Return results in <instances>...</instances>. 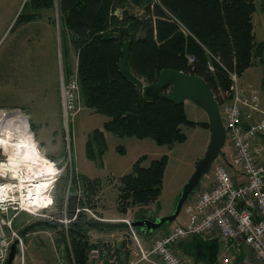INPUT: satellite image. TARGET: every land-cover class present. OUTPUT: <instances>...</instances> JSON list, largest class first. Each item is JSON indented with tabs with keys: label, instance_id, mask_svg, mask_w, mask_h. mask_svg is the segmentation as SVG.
<instances>
[{
	"label": "trees",
	"instance_id": "obj_1",
	"mask_svg": "<svg viewBox=\"0 0 264 264\" xmlns=\"http://www.w3.org/2000/svg\"><path fill=\"white\" fill-rule=\"evenodd\" d=\"M56 5L63 54L65 51L71 61L65 38L68 33L70 46L77 55L83 104L108 117L86 145L88 158L98 163L103 162L107 149V131L118 136L151 138L159 145L172 147L187 139L184 126L210 129L209 121L189 119L185 102L164 97L147 100L143 96L138 83L119 68L127 42L129 70L144 84L155 82L164 68L199 75L213 89L220 107L225 101V91L231 86L229 72L243 75L264 52V42L257 41L255 35V0H28L16 24L36 20L42 14L55 24ZM189 56H194L195 61L190 63ZM210 62L215 65L214 70L209 69ZM72 67L64 65L66 75L73 72ZM118 149L125 152L122 147ZM146 158L141 156L130 172L117 178V208L121 214L133 206L150 205L161 196L168 156L144 165ZM70 182L67 199L60 194L61 188L55 196L58 216L63 215L65 208L69 216L77 208L97 210L103 178L74 171ZM123 224L101 223L83 210L71 221L68 231L62 223L49 219L22 229L14 222L23 235L37 227L57 230L56 240L65 243L70 264H89L94 249L102 253L103 242L92 240L89 235L92 229L103 230L104 225L115 229ZM124 246L123 243L121 248ZM175 248L188 264L215 263L223 244L218 237L191 235L178 241ZM120 250H115L117 257Z\"/></svg>",
	"mask_w": 264,
	"mask_h": 264
},
{
	"label": "rangeland",
	"instance_id": "obj_2",
	"mask_svg": "<svg viewBox=\"0 0 264 264\" xmlns=\"http://www.w3.org/2000/svg\"><path fill=\"white\" fill-rule=\"evenodd\" d=\"M27 1L0 0V133L3 132V129L8 128L11 129L16 138H21L20 132L14 130V122L18 117L11 116L24 115L28 119L29 128L36 140L38 149L43 155L56 162L58 172L50 190L54 203L46 210L50 217L21 213L15 222L22 229L37 223L41 219H49L62 223L64 229L68 231L69 224L76 219L81 210L101 223L112 224H123L122 220L130 219L134 221L142 217L155 219L173 213L184 185L195 171L197 161L206 153L211 136L210 129L201 126H184L183 129L187 134V139L184 142L174 144L172 147L159 145L151 138L140 139L134 136H118L107 131V136L105 133L107 149L103 154V162L98 163L88 158L86 154L87 141L95 129L103 128V124L108 117L93 112L84 106L82 100L74 119L69 124L65 122L62 97H60L61 74H65L64 65L65 67L67 65L72 66V60L75 61V59L72 58L69 61L67 53L64 51L63 54L62 41L61 55L58 53L59 50L54 53V50L50 48L53 46L54 40L56 48L59 47L58 35L60 38L61 25L57 5L55 24L50 22L46 14H42L36 20L30 22L16 24ZM256 1L259 13L257 19H260L261 16L259 15L263 13L261 5L262 2L264 4V0ZM45 30L47 35L49 32L52 34L50 37L45 38L47 48L46 51L42 49L41 52L36 48L40 39L38 40L35 36L37 32L42 34ZM258 32L261 37L259 23ZM59 65H61L60 71L58 70ZM72 73L78 76L77 65L76 71ZM240 82L244 87H247V83H252L253 85L250 88L258 89L261 95L264 91V66L259 63L247 69ZM185 108L189 119L195 121L209 120L206 110L192 100H185ZM7 124L9 127H5ZM230 144V139L227 137L223 151L227 150ZM119 147L124 148L125 152L119 151ZM52 148L56 149L53 150ZM51 153L56 155V160L50 156ZM165 154L168 156V163L160 198L150 205L130 207L126 214H121L117 208L119 187L117 178L130 172L134 163L141 156H147L144 165H149L152 159ZM3 157H6V155L4 150L0 148V158ZM75 160L79 170L75 166ZM223 161H227V158L224 155H219L210 172L202 178L201 185L187 199L178 218L174 222L163 224L154 231L155 233L153 232L154 234H149L150 237L153 235L156 237L164 233L163 230L186 218V208L192 205L198 195L210 186L214 167ZM74 171L90 177L103 178L97 210L91 207L77 208L75 214L69 216L65 208L63 215L58 216L60 210L55 196L58 189L61 188L60 194L64 195V198H68L69 187L71 186L70 180ZM66 175H69V177ZM66 199L65 205L67 204ZM106 225H104L103 230L107 227ZM15 228L20 232V228L16 226ZM129 229V227L121 225V228L117 226L115 229L109 230L118 236L122 234L121 231L125 230V237H131ZM134 229L136 232L141 231L138 227H134ZM103 230L92 229L89 235L92 240L102 242L100 238H102L101 231ZM23 236L25 264H70L65 243L59 244L56 240L58 237L57 230L37 227L35 230L27 231L26 235ZM133 241L135 240L133 239ZM68 242H70L69 239ZM21 263V258L17 257L13 264ZM142 264L150 263L143 262Z\"/></svg>",
	"mask_w": 264,
	"mask_h": 264
},
{
	"label": "built area",
	"instance_id": "obj_3",
	"mask_svg": "<svg viewBox=\"0 0 264 264\" xmlns=\"http://www.w3.org/2000/svg\"><path fill=\"white\" fill-rule=\"evenodd\" d=\"M189 61L194 62L195 57L189 56ZM209 69H215L211 62ZM229 73L231 86L225 91L220 108L234 154L214 167L210 186L186 208L187 220L156 236L151 248L142 246L133 221L122 220L140 247L141 260L152 264H188L175 245L183 238L201 235L220 238L223 250L215 263L200 264H264V108L258 89L243 87L238 74ZM61 77L63 116L69 124L79 111L81 88L76 74L65 73ZM4 154L6 157L0 158V264H6L15 241L16 259L20 257L21 264H25L24 236L14 222L21 213L50 217L46 210L54 200L48 204L43 198L37 200L33 192L39 182L29 177L32 172L28 166L23 161L13 164L10 155L5 151ZM236 173L240 174L239 179ZM54 182L55 178L49 191ZM243 245L247 255L235 260L231 251ZM102 256L101 250H92L89 264H105Z\"/></svg>",
	"mask_w": 264,
	"mask_h": 264
},
{
	"label": "water",
	"instance_id": "obj_4",
	"mask_svg": "<svg viewBox=\"0 0 264 264\" xmlns=\"http://www.w3.org/2000/svg\"><path fill=\"white\" fill-rule=\"evenodd\" d=\"M128 62L129 42L124 46L123 56L119 60V68L126 77L138 83L143 96L147 100L164 97L173 102L180 103L189 99L205 109L209 116L211 133L209 145L204 156L197 161L194 173L184 185L174 212L169 215L156 217L155 219L142 217L132 222V226L152 233L163 224L174 222L178 218L189 196L201 185L202 178L210 172L216 159L222 153L227 141V129L222 118L217 97L203 77L172 68H164L160 71L155 82L144 84L141 79L131 74ZM166 89L169 90L167 93H165ZM16 254L17 241L11 246L6 264H13Z\"/></svg>",
	"mask_w": 264,
	"mask_h": 264
},
{
	"label": "crops",
	"instance_id": "obj_5",
	"mask_svg": "<svg viewBox=\"0 0 264 264\" xmlns=\"http://www.w3.org/2000/svg\"><path fill=\"white\" fill-rule=\"evenodd\" d=\"M256 4H257V1H256ZM261 7H262V10H263V13L261 15H259V16H261L260 19H257L258 18V14H259L258 13V4H257V11H256V13L254 15V26H255V35H256L257 41L264 42V4H263V2H262ZM258 23L260 24V27H261V33H260L261 37L259 36V32H258ZM48 26H50V25H48ZM60 28H61V26H60ZM59 33H60V38H59V35H58L59 47L57 46V48H56L55 40H54L53 41V46L50 47V48H51V50H54L53 51L54 53H55L56 50H57V52L59 50L58 53L61 55V53H60L61 52L60 51L61 41H62L61 30L59 31ZM51 34L49 32V34L47 35L46 30L43 31L42 34L37 32L35 38H37L38 40L40 39V41L38 42L39 45L36 48L39 51L42 52V49H44L46 51L47 47H46L45 38H47V36L50 37ZM65 38H66V43L67 44L69 43L68 44L69 45V53H70V56H71L70 60H72V58L75 59V61L72 60V63H73V65H72L73 67L72 68H73V71H76V65L78 63L77 62V55H76L75 50L70 46V41L68 39L69 38L68 33H66V37ZM72 55H74V56H72ZM259 63H261L264 66V52H263V55H262L261 59H259L256 64H254L253 66H251L249 68H252V67H254L255 65H257ZM60 68H61V65H59V67H58L59 71H60ZM38 74H39V72H38ZM242 76L243 75L239 76L240 81L242 79ZM60 80H61V78H60ZM251 85H253V84L252 83H247L246 84L247 87H245V88L248 89V88L252 87ZM60 89H61V83H60ZM60 97H61V92H60ZM260 97H261L262 107L264 108V91L260 95ZM106 136H107V133H106ZM52 149L55 150L56 148H52ZM233 154H234V148H233L232 144H230V147L227 148V150H224V154L223 155H224V157H226L227 159L230 160L232 158ZM50 156H52L55 160L57 158L54 153H51ZM75 166L78 169V165L76 163V160H75ZM236 176H237V179L240 178V174L239 173H236ZM92 178H94V177H92ZM185 217L186 218L182 219L181 221H179V223L185 222L187 220V218H188L187 210H186V216ZM173 226L174 225H172L169 228L163 230V232H166L167 230H169ZM125 230L127 231V229H125ZM125 230L121 231L122 234L120 236H118L116 233L111 232L107 228L105 230L101 231V233H102L101 237L102 238H100V239L102 240V242H103L102 246L104 247L102 249V253H103L102 258L104 259L105 264H142L143 262L150 263L149 261L141 260V251H140V247H139L138 243L136 241H133L132 237H125V234H126ZM137 234H138V238L140 240V243L142 244V246L144 248H151L152 247L153 242H154V238H155L154 235L152 237H150L148 233H145V232H142V231H137ZM123 243H124L125 246L123 248H121ZM116 249H121L119 251V256L118 257L115 254L116 253L115 252ZM247 253H248L247 247H245L243 245V246H240L239 248L233 249L230 254L235 260H238L241 257H243L244 255H247ZM114 255H116V256H114ZM154 260L158 261V258H154ZM150 264H152V263H150Z\"/></svg>",
	"mask_w": 264,
	"mask_h": 264
},
{
	"label": "bare ground",
	"instance_id": "obj_6",
	"mask_svg": "<svg viewBox=\"0 0 264 264\" xmlns=\"http://www.w3.org/2000/svg\"><path fill=\"white\" fill-rule=\"evenodd\" d=\"M11 117H18L14 122V130L20 132L21 138H16L11 129L5 128L0 133V148H3L10 155L13 164L14 162L23 161L21 163L28 166L29 171L32 172L29 177L39 182V187L33 194H36L37 200L43 198L46 201L45 203H51L53 197L49 188L52 179L55 178L58 172V168L53 160L43 155L38 149L36 140L29 128L28 119L20 114ZM5 127H9V125L7 124Z\"/></svg>",
	"mask_w": 264,
	"mask_h": 264
}]
</instances>
